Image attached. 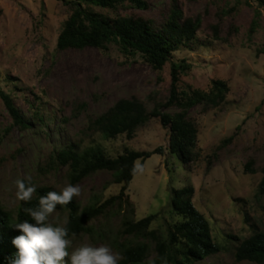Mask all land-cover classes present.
I'll list each match as a JSON object with an SVG mask.
<instances>
[{
  "label": "rangeland",
  "instance_id": "1",
  "mask_svg": "<svg viewBox=\"0 0 264 264\" xmlns=\"http://www.w3.org/2000/svg\"><path fill=\"white\" fill-rule=\"evenodd\" d=\"M178 3L184 17L200 19L195 39L174 52L175 61L184 59L190 65L180 77L179 90L208 92L215 80L227 86L218 106H195L189 112L198 133L195 159L188 166L175 155L170 158L169 131L159 118L139 127L132 139H104L90 124L121 98L136 97L148 110L164 104L170 95L169 64L155 71L140 55L125 56L114 44L106 51H58V34L71 13L65 2L0 0V88L31 121L29 129L11 126L0 99V207L15 215L22 202L15 197L20 178L31 176L36 188L51 191L67 186L68 168L49 163L66 145L82 149L97 144L109 157L162 147L164 154L146 159L143 171L129 184L133 220L158 214L150 228L165 232L168 223L180 220L170 212L171 190L190 185L192 202L209 221L219 248L193 264H255L237 262L234 254L242 239L264 230V196L257 194L264 167V6L257 0ZM168 9V0H156L148 11L125 7L102 12L110 17L142 16L160 24ZM75 185L81 192L72 200L80 209L105 201L120 188L108 171L95 172ZM122 215L123 209L114 207L93 219L86 233L72 238V248L107 245L118 253L115 244L124 238ZM50 219L68 220L67 210L58 206Z\"/></svg>",
  "mask_w": 264,
  "mask_h": 264
},
{
  "label": "trees",
  "instance_id": "2",
  "mask_svg": "<svg viewBox=\"0 0 264 264\" xmlns=\"http://www.w3.org/2000/svg\"><path fill=\"white\" fill-rule=\"evenodd\" d=\"M62 1L70 7L71 13L62 24L56 40V50H82L90 47L106 51L109 45L114 44L125 56L140 55L155 71H161L166 64L170 67V95L164 104L148 110L136 97L121 98L95 117L90 122L91 128L104 139H115L119 135L132 139L139 127L151 118H159L160 124L169 131L166 151L170 158L175 155L188 166L195 159L198 133L195 123L189 117L190 110L200 105L218 106L227 91L226 84L220 80L213 81L208 92L197 89L179 90L180 77L190 70V65L184 59L175 61L174 52L195 39L200 27L199 17H184L178 0H168L169 9L160 24L142 16L110 17L102 12H114L125 7L148 11L151 2L156 0ZM257 2L264 6V0ZM0 99L11 117V126L22 130L29 129L30 119L15 105L11 95L1 88ZM163 108L176 110L169 112L163 111ZM33 115L44 123L39 113L35 112ZM153 154L162 155L164 149L157 147L152 151L125 150L116 157H109L97 144L82 149L69 144L49 159L54 168H68V178L72 185L98 171L111 172L113 183L120 185L116 195L101 203L89 204L82 209L73 200L62 205L68 213V222L64 226L68 228L71 239L86 233L88 224L93 219L117 207L119 210L123 209L121 229L124 237L115 244V249L121 256L119 264H193L219 251L212 239L209 221L192 202L194 189L190 185L171 190L170 212L180 220L168 223L165 232L150 228L158 214L133 220L134 208L127 191L137 173L133 172L134 162L143 164ZM169 159H165L167 169ZM261 172L257 194L264 196V167ZM49 191V187L36 188L32 199L22 201L15 215L0 207V264H12L18 252L12 241L22 233L12 224L26 219L35 223L24 209L35 208L39 198ZM126 207L128 209L124 212ZM234 256L237 262L264 264V230L253 231L242 239L235 248Z\"/></svg>",
  "mask_w": 264,
  "mask_h": 264
},
{
  "label": "clouds",
  "instance_id": "3",
  "mask_svg": "<svg viewBox=\"0 0 264 264\" xmlns=\"http://www.w3.org/2000/svg\"><path fill=\"white\" fill-rule=\"evenodd\" d=\"M142 171L143 165L139 161L134 162L133 172ZM15 185V197L20 201H30L36 192L31 176L17 179ZM80 192L79 186L69 183L60 191H49L41 196L35 208L24 209L35 223L26 219L12 224L22 233L12 241L18 249L12 264H119L121 256L114 253L110 246L82 244L72 248L69 230L62 226L67 224V219H50L57 205L69 204Z\"/></svg>",
  "mask_w": 264,
  "mask_h": 264
}]
</instances>
